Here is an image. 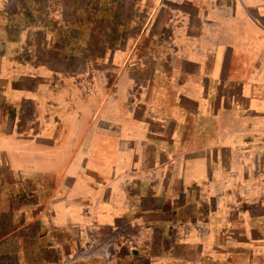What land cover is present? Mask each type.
Instances as JSON below:
<instances>
[{
	"label": "rangeland",
	"instance_id": "374dc122",
	"mask_svg": "<svg viewBox=\"0 0 264 264\" xmlns=\"http://www.w3.org/2000/svg\"><path fill=\"white\" fill-rule=\"evenodd\" d=\"M192 3L0 0V127L42 150L0 156V264H264V111L181 91Z\"/></svg>",
	"mask_w": 264,
	"mask_h": 264
},
{
	"label": "crops",
	"instance_id": "0c3cea01",
	"mask_svg": "<svg viewBox=\"0 0 264 264\" xmlns=\"http://www.w3.org/2000/svg\"><path fill=\"white\" fill-rule=\"evenodd\" d=\"M182 1H192L196 15L190 16L192 22L180 25L176 36L181 40L182 59L198 68L194 73H185L188 82L181 91L206 107L205 94L215 88L237 86L248 108L264 111V0H221L219 4H211L213 0ZM188 29L196 31L190 34ZM11 93L21 91L12 89ZM10 139V133L0 127V156L5 155L12 169L19 171L22 165L28 166L32 151H42H27L16 144L20 141ZM181 172L182 188L214 185L207 179L209 164L203 155L184 160Z\"/></svg>",
	"mask_w": 264,
	"mask_h": 264
}]
</instances>
